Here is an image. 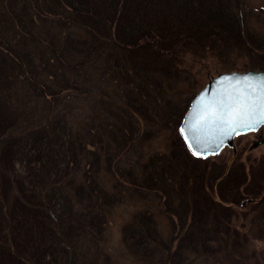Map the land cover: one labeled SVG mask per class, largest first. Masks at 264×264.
<instances>
[{"label": "trees", "instance_id": "obj_1", "mask_svg": "<svg viewBox=\"0 0 264 264\" xmlns=\"http://www.w3.org/2000/svg\"><path fill=\"white\" fill-rule=\"evenodd\" d=\"M245 4V0H0V152L1 145L15 141L12 150L18 149L19 162L26 167V174L6 169V181L0 175V264H71L76 242L83 241V247H87L100 232L104 208L109 204L108 193L95 178L102 168L115 177H120L123 170L125 182L150 187L162 212L169 217L175 214L180 224L189 221L188 237L195 230L208 233L228 222L226 216L219 215V219L212 218L213 224L210 215L215 212L216 201L210 200L212 209L205 213V208H200L201 195L228 184L234 190L239 178L232 173L240 172L215 165L209 168L211 156H198L189 149L180 124L193 96L178 111L182 105L178 108V103L167 102L164 94L179 91L176 87L180 82L197 88L189 64L207 56L232 67L234 58L247 51L251 61L264 68L262 51L252 50H262L264 38L254 39L246 22ZM33 55L39 56L41 65L52 58L56 66L66 68L58 75L64 85L81 87L95 80L93 85L100 93L96 101L107 104L105 114L99 113L95 123V118L91 120L97 136L90 131L86 140L75 135L62 111L57 113L56 106L49 102L45 105L51 116L46 121H35L33 111L29 120L28 116L22 119L32 122L33 128H25V121L19 124L12 118L10 102L18 97L15 89L26 81L31 70L27 67H34ZM85 64L94 66L93 71L88 69L89 76L83 72ZM30 83L37 90L39 86H44L40 91L45 88L35 71L27 85ZM167 108L173 122L168 120ZM139 118L150 125L142 129L148 130L146 140L159 129H171L172 123L176 131L170 140L173 137L171 146L175 148L146 161L139 159L145 156L142 140L133 136L140 128L136 126ZM175 145L183 146L180 152L186 155V161L175 152ZM131 148L137 150L139 158L128 166L122 164V169L121 158ZM14 158L11 155V162ZM71 165L72 172L69 169L66 175ZM80 170L83 182L78 179ZM215 175L218 178L213 182ZM45 179L50 187L44 191ZM115 182L122 184L117 179ZM259 184L254 193L263 187ZM21 185L25 198L20 193L17 196L27 201L12 209L5 204L3 192L11 195ZM222 191L217 189L220 196ZM261 197L263 201L264 193ZM147 211L135 217L133 227L156 222L153 212L151 215ZM7 232L11 237L6 238ZM153 233L155 239L159 237L158 232Z\"/></svg>", "mask_w": 264, "mask_h": 264}, {"label": "rangeland", "instance_id": "obj_2", "mask_svg": "<svg viewBox=\"0 0 264 264\" xmlns=\"http://www.w3.org/2000/svg\"><path fill=\"white\" fill-rule=\"evenodd\" d=\"M245 3L244 10L248 14L246 22L251 28L254 39L259 41V39L264 38V0H245ZM47 23L50 24V21L48 20ZM257 43L261 44V42ZM252 50L262 51L261 55H264V48L259 50L252 47ZM247 55L248 52L244 51L234 58L235 61L232 67L224 65L213 56H207L202 61L198 60L192 65L189 64L190 68L191 66L193 67L191 71L195 73L193 74V78L197 81L198 87L190 88L187 83L180 82L179 86L176 87L179 91L174 93L166 92L164 98H166L167 102L169 100L172 103H178V108L182 105L180 109L177 108L180 111L185 108L189 98L194 96V92L190 91L194 89L199 90L210 79L221 72L233 70L246 71L249 69L264 70V68L256 66L255 62H252L251 58ZM38 57L33 55L32 63L34 62V67H27L31 70L29 74L27 73L26 81L18 90L15 89L16 92L18 91V97L16 100L10 102L12 108L9 111L13 115L12 118L19 124H24L25 121L27 123L25 128H33L32 122L23 121L22 119L28 116L29 120V116L33 111L35 121H39V123L44 120L46 121L51 116V111L47 109L48 104L45 105V103L49 102L56 106L57 113L62 111L69 125L75 131V135L84 140L92 134L97 136L94 130L96 127L93 124L99 120L97 118L99 113L105 114L106 109L104 106L107 104L100 105L97 103L96 100L100 93L97 92L93 85L96 84L95 80H92V83L86 81L87 84H83L81 87L78 85H64V82L58 75L66 68L56 66L52 58L46 65H41ZM248 63L252 65L248 67ZM186 67L188 66L186 65ZM226 68L231 70H227ZM88 69L93 71L94 66H89V64L84 65L83 72L86 76L90 75ZM33 71L45 84L43 91H40V89L44 86H39L37 90L33 84L27 85L30 77L33 75ZM67 72L70 73V71ZM104 77L108 76L105 74ZM38 92H40V95L36 97ZM53 92L57 93L56 96L50 95ZM124 104L126 103L124 102ZM109 108H116V105L109 106ZM167 113L169 115L168 120L172 119L173 122L174 119L171 118L168 108ZM126 115L131 116L129 113ZM132 117H135V120L137 118L134 114ZM93 118L95 119L93 120ZM125 119L127 120L126 116ZM137 124L136 126L140 125V128L139 130H135L133 136L140 137L142 140L140 147L144 151L145 156L139 158L137 150L131 148L121 158V167L122 164L128 166L132 160L139 158L146 161L155 154H159L162 151L168 152L172 148H175L171 146L174 142L173 137L170 140L171 133L176 131L175 127L172 128V123L170 124L171 129L162 128L156 133L153 131V135L155 136L147 140L144 139V134L148 130L143 131L142 129L143 126L150 125L144 123L140 118L139 120L137 119ZM89 131L90 135H87ZM257 132L258 130L238 135L234 139L233 145H226L219 153L210 155L211 157L209 156V168L215 165L216 167L230 168V170L235 169V171L240 172L238 174L232 173V176L236 179L239 178L238 186L232 190V187L228 184L224 188L218 187L216 190H213L214 195L213 193L201 195L200 202L202 207L200 208H205V213L212 209L210 200L214 199L213 201H216V203H213L214 208L212 209L215 212L210 215L213 224L215 222L212 218L219 219V215L226 216L228 222L220 228H214L208 233H200L198 230H195L193 234L189 233L192 237L187 236V223L189 221L187 220L186 224H180L179 218L175 214L173 216L170 214L169 217L162 212V209L157 204V197H155L150 187H139L136 181L125 182V178L122 177L124 175L123 170L119 172L120 177H115L111 176V172L108 169L102 168L95 178L97 181L99 180L102 189L104 188L105 190H103L108 193L107 196L109 195L112 198L108 196L107 201H109V204L107 207L105 205L103 217L101 218V228L97 238L92 239V243L87 247H83L81 243L83 241H77L75 257H73L71 264H264V199L263 201L261 199V195L264 193V162L261 161L264 159V141L254 145L255 142L264 138V131H261V134ZM11 144H15V141H10L9 146L7 144L1 145L0 175L4 181L7 179L5 174L6 169L14 168L25 173L26 168L19 162L21 157H19L18 149L16 150L17 152L13 151ZM136 144L138 147L139 143L137 142ZM85 146L87 148L90 147L89 144H85ZM182 149L183 146L179 148L176 146L175 152L186 161V155L180 152ZM105 150L107 151L109 148L107 147ZM11 155L15 156L12 162L10 160ZM254 164L256 165L254 166ZM72 167V165L69 166L65 171L66 175L69 169L72 172ZM255 167L257 169L254 171ZM136 168L140 170L141 166L136 165ZM81 173H83V170L78 172V179L83 182L84 179H81ZM12 174V172H8L11 181H13L10 178ZM210 175L212 174L210 173ZM215 176L216 178L213 182L218 178L217 175ZM35 177L38 178L34 174ZM116 179L122 184H117L115 182ZM47 181L45 179L42 186L44 191L50 187ZM206 181L207 179L205 183ZM253 181L255 182L252 183ZM259 181V185L263 187L260 190L256 189L257 193H254L255 190L253 189L258 186L257 183ZM115 187L117 189H114ZM22 188L21 185L18 186L17 190H13L11 193L12 197L9 192H3L2 198L7 206L12 205L11 208L13 209L15 205H20V202L27 201V199H20L17 196L20 193V196L24 197ZM82 188H84V184L79 188L80 193ZM208 189L209 192H212L210 186H208ZM217 189L218 191L223 189L221 192L222 196L217 193ZM90 191L95 190L90 189ZM0 194L2 193L0 192ZM221 199H224V201L220 202ZM152 200L156 201L153 202ZM255 202H258V204H253ZM145 210H150L147 211L150 213L151 211L153 212L156 222L152 224L150 221H147L139 229H137L136 225L133 227L132 222L135 217ZM191 226L193 227V224ZM129 229L130 232L127 231ZM131 230L135 231V233H131ZM155 231L158 232L157 235L159 236L156 239V234L153 233ZM8 233L6 238L11 237ZM127 233L131 234L130 238H127ZM158 241L164 243V246ZM195 245L196 249L193 248Z\"/></svg>", "mask_w": 264, "mask_h": 264}, {"label": "water", "instance_id": "obj_3", "mask_svg": "<svg viewBox=\"0 0 264 264\" xmlns=\"http://www.w3.org/2000/svg\"><path fill=\"white\" fill-rule=\"evenodd\" d=\"M245 78L252 82L255 91L247 88ZM264 82V70L249 69L246 71L234 70L224 71L210 79L192 98L187 111L180 124V131L185 138L192 152L200 156H208L220 152L226 145L234 144V137L242 132L259 128H246L243 124L229 127L222 122H213L210 109L214 105V98L218 94L232 89H240L246 95L255 99L260 95L258 84ZM205 117V119H201ZM199 124L201 127L200 142L196 143L192 137V124ZM263 142V139L255 142L254 145Z\"/></svg>", "mask_w": 264, "mask_h": 264}, {"label": "snow or ice", "instance_id": "obj_4", "mask_svg": "<svg viewBox=\"0 0 264 264\" xmlns=\"http://www.w3.org/2000/svg\"><path fill=\"white\" fill-rule=\"evenodd\" d=\"M247 88L255 91L252 82L245 78ZM260 95L253 99L252 96L246 95L240 89L226 90L216 98L214 105L210 109V115L213 122H222L229 127L243 124L246 128H255L264 123V82L258 84ZM205 119V117H201ZM192 137L196 143L200 142L201 127L199 124H192Z\"/></svg>", "mask_w": 264, "mask_h": 264}, {"label": "flooded vegetation", "instance_id": "obj_5", "mask_svg": "<svg viewBox=\"0 0 264 264\" xmlns=\"http://www.w3.org/2000/svg\"><path fill=\"white\" fill-rule=\"evenodd\" d=\"M261 131H264L263 126H262L261 128L258 129V132H260V134H261ZM258 132H257V133H258ZM242 134H243V133H242ZM240 135H241V134H240Z\"/></svg>", "mask_w": 264, "mask_h": 264}]
</instances>
